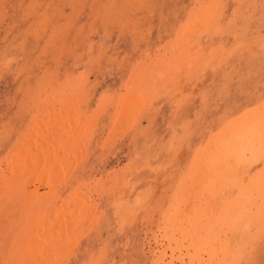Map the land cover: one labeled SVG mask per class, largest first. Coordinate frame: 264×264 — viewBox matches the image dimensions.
<instances>
[{
    "label": "rangeland",
    "instance_id": "1",
    "mask_svg": "<svg viewBox=\"0 0 264 264\" xmlns=\"http://www.w3.org/2000/svg\"><path fill=\"white\" fill-rule=\"evenodd\" d=\"M258 124L264 0H0V264H156L179 201L197 264H264V164L203 168ZM48 130L68 138L61 168ZM70 208L67 236L40 240Z\"/></svg>",
    "mask_w": 264,
    "mask_h": 264
},
{
    "label": "bare ground",
    "instance_id": "2",
    "mask_svg": "<svg viewBox=\"0 0 264 264\" xmlns=\"http://www.w3.org/2000/svg\"><path fill=\"white\" fill-rule=\"evenodd\" d=\"M242 4V3H241ZM220 5V4H219ZM202 9H204V8H202ZM206 14H208L207 15V17H206ZM214 13H213V11H211V12H204V13H201V16L202 17H205V24H206V19L208 18V20L210 21V19H212V17L214 16L213 15ZM211 17V18H210ZM220 18H217V20H219ZM199 20H200V18H199ZM205 24H203L202 26L204 27L205 26ZM211 24V22L210 23H208V24H206V26H209ZM200 25V24H199ZM195 26V25H194ZM206 29V28H205ZM191 34L192 33H195V34H201L202 35V33L204 32L203 31V28L201 27V26H199V27H197V29H196V31H194V29L193 30H191V31H189ZM193 36V35H192ZM193 42V41H192ZM195 42V41H194ZM201 43V42H200ZM196 49V48H195ZM185 53V52H184ZM188 57V56H187ZM195 58V57H194ZM192 60V59H191ZM196 60H197V58H196ZM186 61V60H185ZM194 60H192V61H190V63L191 62H193ZM188 62V61H187ZM176 70H178V69H176ZM157 72V71H156ZM159 74V73H158ZM152 86V85H151ZM148 88V87H147ZM155 92L158 94V89H155ZM129 101V100H128ZM130 103V102H129ZM128 103H127V100H126V102H123L122 103V111H121V114H123L124 112L126 113V111H127V109L128 108H130V106L129 107H126V105H127ZM132 113V112H131ZM129 114V113H128ZM124 115V114H123ZM118 116V115H117ZM56 117V116H55ZM126 117V116H125ZM124 118V117H123ZM123 118L121 119V120H123ZM59 121H60V119H59ZM119 121H120V119H119ZM118 122V121H117ZM262 123V122H261ZM118 124V123H117ZM259 125V124H258ZM50 129H52V128H50ZM54 129V128H53ZM52 129V130H53ZM47 129H45V131H46ZM52 130H48L46 133H45V141H48V142H52V143H50V145L51 144H53L54 142H56V146L55 147H53L52 145H51V150L53 151H51V152H49V154H48V157L51 159V162L52 163H55L56 165H57V167H62V165H64L65 163L63 162V164L61 163V162H59V160H62V159H60V153L61 154H63L62 156L64 157L65 155H66V150H65V147H64V144H63V142H65V140L64 139H68V138H63V137H61L63 134H66V133H63L62 134V132H63V130H62V132L61 131H59L58 132V135L56 136V134H54V131H52ZM57 130V129H56ZM243 133H242V136L239 138V139H237L236 140V143H234V144H232L230 147H228L226 150H227V152L225 153H221L213 162H211V163H207L206 164V166L204 165V167L203 168H205V170L204 171H206V170H216V169H218L219 168V164H221V163H223V162H225V161H230V160H234L235 161V163L236 164H238L240 167H243V166H245L246 164H249V165H252V166H256L257 164H264V163H261L262 161H263V159H264V125H259L255 130L253 129V128H247L245 131H242ZM57 133V132H56ZM61 133V134H60ZM65 137V136H64ZM231 138V137H230ZM238 138V137H237ZM71 139V138H70ZM40 141V140H39ZM71 141V140H70ZM78 141V140H77ZM37 143V142H36ZM45 143V142H44ZM73 142H71V143H69V144H67L68 145V147L70 146V144H72ZM75 143H77V142H75ZM34 144H35V142H34ZM33 144V145H34ZM47 145H49V143H47ZM73 145V144H72ZM71 145V146H72ZM38 146V145H37ZM45 146V145H44ZM29 147V146H28ZM75 147V146H74ZM73 146L72 147H70V148H74ZM78 146H76V148H77ZM45 148V147H44ZM43 148V149H44ZM76 148H74L73 149V151L75 150L76 151ZM47 149H49V148H47ZM46 149V150H47ZM36 150V149H35ZM70 150V149H69ZM218 150H219V148H218ZM31 151V150H30ZM38 151V150H37ZM36 151V152H37ZM44 151V150H43ZM75 151H74V153H75ZM220 151V150H219ZM223 151V150H222ZM47 152V151H46ZM28 154H30V153H33V152H27ZM40 153V152H39ZM38 152H37V154H38V160L39 161H41L42 163H40L39 162V164L41 165H43V161H45V163H46V160H47V158L48 157H46V156H43V158L41 157V153H44V152H41L40 154H39ZM69 153V152H68ZM31 155V154H30ZM32 155H35V154H32ZM44 155H46L45 153H44ZM216 155V154H215ZM29 155H25V159H21L22 160V162L23 163H19V162H21L20 160H19V162L18 163H12V164H9V169H11L10 171H12V169L14 168V169H19V170H21V171H23L24 169L22 168V166H29V168L31 167L30 165L32 164V161H31V157H28ZM37 156V155H36ZM33 157V156H32ZM44 157H46V159L44 158ZM34 160H37L36 159V157H35V159ZM237 160V161H236ZM49 161V160H48ZM65 161V160H64ZM25 162V163H24ZM36 162V161H35ZM49 164H50V162H49ZM75 164V163H74ZM42 165H41V167H42ZM55 165V166H56ZM66 165V164H65ZM20 166V167H19ZM50 166V165H49ZM33 167V166H32ZM44 167V166H43ZM27 168V167H26ZM33 170H35L34 168H32ZM32 169H30V170H32ZM40 169V168H39ZM43 169V168H42ZM41 169V170H42ZM44 169L47 171V169L44 167ZM43 169V170H44ZM49 169V168H48ZM17 170H15V171H17ZM9 171V173H11ZM36 171H38V170H36ZM203 171V170H202ZM208 171V172H209ZM218 171V170H217ZM48 172V171H47ZM54 172H56V171H54ZM58 172V171H57ZM64 172V171H63ZM210 172H212V171H210ZM220 172V171H219ZM225 172V171H224ZM38 173V172H37ZM58 173H61V172H58ZM66 173V172H65ZM215 173V172H214ZM25 174V173H24ZM48 174V173H47ZM55 174V173H54ZM53 174V175H54ZM67 174V173H66ZM200 174V173H199ZM215 174H219V173H215ZM7 175V174H6ZM11 175V174H10ZM13 175V174H12ZM28 175V174H27ZM38 175V174H37ZM42 175H43V173H42ZM57 174H55L54 176H56ZM224 175V174H223ZM222 175V176H223ZM32 176V175H31ZM60 176V175H59ZM217 176H219V175H217ZM22 177L23 176H21V178H19L20 180L22 179ZM52 177V176H51ZM225 177V176H224ZM3 178V177H2ZM6 179H7V177H5ZM41 178V177H40ZM53 178H55V177H52L51 179H52V182H53ZM59 178H61V177H59ZM66 178V177H65ZM11 179V178H10ZM9 179V180H10ZM15 179V178H14ZM19 179H18V181H19ZM1 180V179H0ZM3 180H5V179H3ZM57 180H58V178H57ZM226 180V179H225ZM44 181V180H43ZM61 180L59 179V182H60ZM66 181H67V179H66ZM206 181V180H205ZM224 181V180H223ZM6 182V181H5ZM4 182V183H5ZM20 182H22V181H20ZM20 182H16L15 183V185H17V183H20ZM46 182H48V180L46 181ZM51 182V181H50ZM1 183L2 182H0V186H1ZM8 183V182H7ZM10 183V182H9ZM189 183H191V182H189ZM213 183H214V181H213ZM212 183V184H213ZM228 183V182H227ZM232 183V182H231ZM6 184V183H5ZM11 184V183H10ZM41 184V183H40ZM46 184V183H45ZM197 184V183H196ZM9 185V184H8ZM23 185V184H22ZM21 185V186H22ZM30 185H31V183H30ZM191 185V184H190ZM189 185V186H190ZM237 185V184H236ZM3 186V185H2ZM6 186V185H5ZM26 186V185H25ZM42 186V185H41ZM40 185H39V187H41ZM52 186V185H51ZM63 186V185H62ZM234 186V185H233ZM240 186V185H239ZM9 187V186H8ZM19 187V186H18ZM31 187V186H30ZM35 187V186H34ZM37 187V186H36ZM187 187V186H186ZM194 187V186H193ZM1 188V187H0ZM49 188V187H48ZM9 189V188H8ZM7 189V190H8ZM36 189V188H35ZM196 188H191V190L189 189V192H192V191H194ZM239 189V188H238ZM3 190V189H2ZM10 190V189H9ZM55 190V189H54ZM233 190V189H232ZM31 191V190H30ZM59 191V190H58ZM126 192L127 194H128V190L126 191V189H125V187H123V186H118L117 187V190H116V193H117V195H118V201H119V204L121 205V208H124V201H125V198H126V194H125V196L124 197H122V195H123V192ZM3 192H4V190H3ZM7 192H9V191H7ZM11 192V191H10ZM32 192V191H31ZM34 193V192H33ZM6 194V193H5ZM26 194V193H25ZM28 194V193H27ZM32 194V193H31ZM48 194V193H47ZM222 194V193H221ZM33 195V194H32ZM38 195H39V197H40V194L38 193ZM181 195V194H180ZM26 196H28V195H26ZM185 196V198L186 199H188V197L186 196V195H184ZM39 197H37V198H39ZM45 197V196H44ZM248 197V196H247ZM29 198V197H28ZM45 198H47V197H45ZM184 198V199H185ZM8 200V199H7ZM29 200V199H28ZM27 200V201H28ZM52 200V199H51ZM214 200V199H213ZM10 201V200H9ZM41 201V200H40ZM56 201V200H55ZM140 201V200H139ZM182 201L184 202V200L182 199ZM29 202V201H28ZM142 202V201H141ZM248 202H249V200H248ZM19 203V202H18ZM126 203V202H125ZM187 203V202H186ZM244 203V202H243ZM253 203V202H252ZM22 204V203H21ZM31 204V203H30ZM38 204V203H37ZM248 204V203H247ZM251 203H249V205H250ZM32 205V204H31ZM35 205H36V203H35ZM42 205V204H41ZM176 208L174 209V213H173V216H174V218L172 217V219L170 220V222H168V224H167V228L165 229V230H167L164 234V238L166 239V240H168L171 244L169 245L170 246V249H171V251H172V253H171V255H169V251H168V249H166L165 247V249L163 250V251H161L159 254H158V257H157V260H156V264H177V262L179 263V264H197V262L195 261V259H196V257H198V255H200V253H199V249H198V246H200V249H201V244L200 245H197V244H194V240H193V238H190V236H191V233H193V231H194V229L193 228H190V230H188V231H185L186 232V234L183 232L182 234H180L181 236L179 237V239H177L178 241H176V237H175V234L174 233H176V232H178V228H177V226H176V220H177V218H180L181 219V215H180V210H181V203H180V201L179 202H176ZM248 205V206H249ZM254 205V204H253ZM39 206V205H38ZM38 206H36V207H38ZM127 206V205H126ZM206 206V205H205ZM31 207V206H30ZM184 207V206H183ZM249 208V207H248ZM17 209V208H16ZM71 210H66V212H62V213H60L59 215H57L58 216V221H56V223H55V226H54V228L53 229H50L49 227H51V225L53 224L52 223V221H51V215H48V219L47 218H45V219H47L49 222H47L46 223V225H47V228H46V230L45 231H43V230H41L40 231V229L38 228V224L36 223V221H35V217H31V216H29V219H31L30 221V223H31V225L29 226V224L30 223H28L26 226H27V229H29V230H26V229H24V230H26V234H31V233H33V231H40L38 234V236L41 238H45L46 240L48 239V240H53V239H55V238H58V240H59V242H61L60 241V239H62L65 235L67 236V234H66V232H69L70 231V227L72 226V222H73V224H75V222H78L79 221V219H80V215L79 216H77L76 215V213H75V210L73 209V208H70ZM9 210V209H8ZM37 210H38V208H37ZM188 210V209H187ZM248 210V209H247ZM246 210V211H247ZM7 211V210H6ZM22 211H23V209H22ZM84 211V210H83ZM82 211V212H83ZM39 212V211H38ZM20 213H21V210H20ZM35 213V212H34ZM33 213V214H34ZM74 213V214H73ZM118 213V212H117ZM25 214V213H24ZM80 214V213H79ZM135 214V213H134ZM187 214H188V216H189V214H191L190 212L188 213V212H186V220H187ZM246 214V213H245ZM10 215V214H9ZM13 215H14V213H13ZM30 215V214H29ZM76 215V216H75ZM82 215L84 216V214L82 213ZM119 215H120V213H119ZM122 215V214H121ZM172 215V214H171ZM247 215H248V213H247ZM26 216V215H25ZM47 216V215H46ZM125 216V215H124ZM192 216V215H191ZM22 217V216H21ZM36 217H38V216H36ZM193 217V216H192ZM192 217H191V219H192ZM244 217H246V216H244ZM217 218H220V217H217ZM223 218V217H222ZM44 219V218H43ZM227 219V218H226ZM226 219H224V220H226ZM230 219V218H229ZM239 219H241V217L239 218ZM74 220V221H73ZM242 220H244V218H242L241 219V221ZM40 221H41V219H40ZM87 221V220H86ZM191 221V220H190ZM227 221V220H226ZM229 221V220H228ZM234 220L232 219V222H233ZM192 222V221H191ZM234 222H236V224L238 223V220L236 219ZM247 222V221H246ZM19 224H22V222H18ZM52 223V224H51ZM229 223V222H228ZM64 224L65 225H67V224H71V226L69 225V228L68 227H66V226H64ZM5 225V224H4ZM62 225L64 226L63 227V229H64V231H63V229H60V227H62ZM235 225V224H234ZM238 225V224H237ZM166 226V225H165ZM196 227H197V225H196ZM235 227V226H234ZM233 227V228H234ZM222 228V227H221ZM235 228H237V227H235ZM49 229H50V231H49ZM58 229H60V230H58ZM68 229H69V231H68ZM78 229V228H77ZM238 229V228H237ZM241 229V228H240ZM72 232H73V230H71ZM202 231V230H201ZM63 233H65V235L63 234ZM14 235V234H13ZM60 235V236H59ZM62 235V236H61ZM70 235V234H69ZM29 236V235H28ZM217 236V235H216ZM25 237V236H24ZM72 237V236H71ZM16 238H17V236H16ZM29 238V237H28ZM34 238H36V237H34ZM33 238V239H34ZM42 238L40 239V240H42ZM67 238V237H66ZM69 239H71L70 237L68 238V240ZM26 241V240H25ZM41 242H43V241H41ZM46 242V241H45ZM64 242V241H63ZM66 242V241H65ZM69 242V241H68ZM248 242V241H247ZM58 243V242H57ZM47 244H50V243H47ZM209 244L210 245H212V242H209ZM54 245V244H53ZM60 245V244H59ZM44 246H45V244H44ZM63 246V245H62ZM61 246V248H63V247H65V246H63L62 247ZM181 246V247H180ZM185 246V247H184ZM46 247H47V245H46ZM49 247H51V246H49ZM68 247V246H67ZM167 247V246H166ZM221 247H223V246H221ZM225 247V246H224ZM206 247H204V248H202V249H205ZM45 249V248H44ZM52 251H53V249H51ZM58 250V249H57ZM56 250V251H57ZM64 250V249H63ZM192 250H194L193 252V257L191 258L190 256H192V255H190V253H191V251ZM222 250V249H221ZM225 250V249H224ZM50 251V250H49ZM61 251V250H60ZM65 251H67V250H65ZM203 251V250H202ZM206 251V250H205ZM218 251V250H217ZM178 252H180V254H179V256H178ZM184 252H187V254H184ZM201 252V251H200ZM208 252V251H207ZM52 253V252H51ZM59 253V252H58ZM61 253V255L63 254V252L61 251L60 252ZM188 253H189V258L186 256V255H188ZM202 253V252H201ZM22 254H23V252H22ZM28 254H29V250H28ZM209 254V253H208ZM214 254H216V253H214ZM25 255V254H24ZM37 255V254H36ZM39 255V254H38ZM48 255V254H47ZM57 255V254H56ZM60 255V254H59ZM218 255V254H217ZM23 256V255H22ZM213 256H215V255H213ZM24 257V256H23ZM28 257V256H27ZM49 257V256H48ZM54 257V256H53ZM186 257H187V259H186ZM22 258V257H21ZM23 260H22V263H23V261L25 260L24 258H22ZM32 259V258H31ZM170 259V260H169ZM189 259V260H188ZM26 260H28V259H26ZM41 260V259H40ZM33 261V260H32ZM31 261V262H32ZM47 261V260H46ZM51 262V260H48V262ZM29 262H30V260H28V262H24L23 264H29ZM55 262V261H54ZM21 263V262H20ZM34 263V262H33ZM41 263H43L42 261H41ZM203 262H200L199 264H202ZM32 264V263H31ZM35 264V263H34Z\"/></svg>",
    "mask_w": 264,
    "mask_h": 264
}]
</instances>
